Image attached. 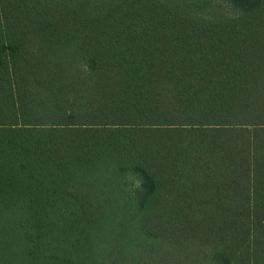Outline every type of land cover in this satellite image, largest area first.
I'll return each instance as SVG.
<instances>
[{
	"label": "trees",
	"instance_id": "1",
	"mask_svg": "<svg viewBox=\"0 0 264 264\" xmlns=\"http://www.w3.org/2000/svg\"><path fill=\"white\" fill-rule=\"evenodd\" d=\"M0 0V264H264V0Z\"/></svg>",
	"mask_w": 264,
	"mask_h": 264
},
{
	"label": "rangeland",
	"instance_id": "2",
	"mask_svg": "<svg viewBox=\"0 0 264 264\" xmlns=\"http://www.w3.org/2000/svg\"><path fill=\"white\" fill-rule=\"evenodd\" d=\"M213 8L215 10V14H226V16H234L239 11L235 9L230 3L218 0H213Z\"/></svg>",
	"mask_w": 264,
	"mask_h": 264
}]
</instances>
